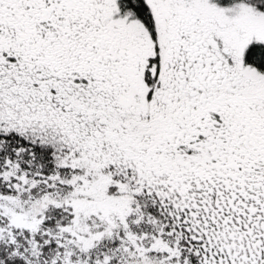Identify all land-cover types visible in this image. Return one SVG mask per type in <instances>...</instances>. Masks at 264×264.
I'll list each match as a JSON object with an SVG mask.
<instances>
[{"label":"snow or ice","instance_id":"obj_1","mask_svg":"<svg viewBox=\"0 0 264 264\" xmlns=\"http://www.w3.org/2000/svg\"><path fill=\"white\" fill-rule=\"evenodd\" d=\"M0 264H264V0H0Z\"/></svg>","mask_w":264,"mask_h":264}]
</instances>
